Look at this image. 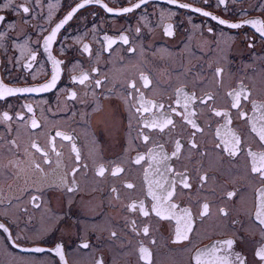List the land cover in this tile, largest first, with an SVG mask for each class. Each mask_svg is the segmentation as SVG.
<instances>
[{
	"label": "flooded vegetation",
	"instance_id": "flooded-vegetation-1",
	"mask_svg": "<svg viewBox=\"0 0 264 264\" xmlns=\"http://www.w3.org/2000/svg\"><path fill=\"white\" fill-rule=\"evenodd\" d=\"M83 2L0 0V15L5 17L0 22L3 85L41 87L58 73L50 90L0 100V223L9 230L0 229V264H97L100 260L103 264H196L198 252L228 240L234 241L233 256L238 253L245 264H264L256 255L264 246V226L255 219L262 211L258 192L264 181L251 172L246 151L264 153V143L252 131L253 123L258 130L264 126L259 119L264 109L256 111L242 101L248 119H240L228 95L243 86L251 92L250 100L264 101V36L247 23L264 22V0H227L226 6L219 0H178L189 8L149 0L122 15L101 5L119 11L137 0H93L72 15L46 49L45 38ZM18 5L30 12L24 14ZM192 8L242 27L221 25ZM169 25L171 36L165 31ZM217 68L223 69L219 78ZM85 74L88 79L80 84ZM142 77L149 81L147 87ZM71 92L75 99L68 98ZM192 94L195 102L187 101ZM208 94L214 99L200 103ZM149 102L162 107L136 111ZM185 103L201 131L172 111L186 117ZM213 109L230 112L231 124L215 116ZM4 113L12 119L5 121ZM166 118L174 121V127L163 132L143 127ZM228 132L237 134L245 149L236 157L223 151ZM33 143L43 148L51 163H44ZM139 155L146 159L136 164ZM116 168L123 171L113 175ZM182 180L190 187H184ZM157 181L174 191L172 201L180 206L177 213L191 212L189 241L173 242L175 220L160 219L154 212L142 215L141 202L149 211L155 203L148 194L149 184L157 195L162 191ZM129 183L134 187L127 188ZM69 186L75 190L68 192ZM229 192L236 195L229 198ZM33 195L39 198V208L31 203ZM133 203L135 211L129 210ZM205 203L208 215L201 217ZM9 233L20 247L13 246ZM85 243L88 248L82 247ZM57 245H63L64 261L51 251ZM36 247L45 251L24 250ZM142 247L150 253L148 259L142 258ZM200 264H216V259L204 255Z\"/></svg>",
	"mask_w": 264,
	"mask_h": 264
},
{
	"label": "snow or ice",
	"instance_id": "snow-or-ice-1",
	"mask_svg": "<svg viewBox=\"0 0 264 264\" xmlns=\"http://www.w3.org/2000/svg\"><path fill=\"white\" fill-rule=\"evenodd\" d=\"M12 0H9V3H11ZM93 0H84L83 3H80L78 5V7L76 9H73L66 17L64 20H62L59 24H57L56 28L51 32V34L49 36H47L44 40V46L47 49L51 43L53 42V40L55 39L57 32H59L60 28L63 27V25L65 23H67L68 20H70L72 18V15H74V13L76 11L79 10V8H83L85 7L86 4L88 3H92ZM96 3H100L101 0H95ZM149 0H137V3H135L132 7H128V8H124L122 10H114L112 8H109L106 4H102L101 6L105 8V10L109 13H113L115 15H122L125 13H129L134 11L137 8H140L142 4H146L148 3ZM169 3L176 5L177 7L180 8H189L190 6L187 4H181L178 3V0H168ZM205 2H207V0H205ZM219 4L221 5H225L227 4V0H219ZM18 9H22V12L24 14H28L30 12L29 7L25 6V5H18L17 6ZM194 12H198L203 16L206 17H211L212 20L217 21L219 24L221 25H226L229 28H240L242 27L241 24H237V23H228L227 21L220 19L219 17L212 15L210 12L207 11H203L202 9L199 8H192L191 9ZM5 20V17L3 15H0V22H3ZM247 23H251L252 26L254 28H256L257 32L260 33L261 36H264V22L261 21H249ZM259 25V26H257ZM137 32L140 31L139 28H137L136 30ZM167 35L171 36L172 30H171V26L169 25L168 28L165 29ZM209 31L211 32V29H209ZM123 43L127 44L128 43V38L126 36L121 38ZM113 43V41L109 40V45H111ZM252 45H249V47H251ZM85 51H88L87 46H85ZM134 51V49H133ZM32 60H35V55H32ZM59 63H61L60 61H55L54 60V64L58 65ZM223 74V69L222 68H217L215 70V75L219 78L221 77ZM57 77H58V73L52 76V79L49 83L44 84L41 87H30V88H21V89H14V88H9L5 85H3L2 81H0V100L5 99L7 96H11V95H16L17 93H32V92H41V91H47L50 90L51 88H53L57 82ZM88 79V75L85 74L83 76H81L78 80V82L80 84H83L86 80ZM143 81H144V86L147 87L149 84V81L147 80L146 77H142ZM100 81H97V86H99ZM130 87L135 88L136 85L135 83H132L130 85ZM137 91H139L137 89ZM178 91H182V90H178ZM228 95L230 97H232V103L230 105L231 108L234 109H238V116L240 119H248V115L246 112H244L241 108V104L242 101H248L252 104L253 109L256 111H259L261 109H264V101L261 102H257L255 100H250V96H251V92L244 88L243 86H241L239 91H232L229 92ZM69 99H75L76 98V93L75 92H71L69 94ZM141 100H143V95L141 94ZM214 97L210 94L206 95V97H201L200 98V103L202 104H207L208 101L213 100ZM187 101L190 102H195L196 97L195 94H192L191 96H187L186 97ZM155 107H162V105L158 106L155 105L154 103L149 102L147 105L145 104H141L140 107H138L136 109L137 112H140L141 110H143L144 112L150 111L152 108ZM185 111H187V116L185 117V114L183 112H176L175 109H172V111L176 114L181 116L182 119H185L187 123L191 124L192 128H194L196 131H201L202 129L200 128V126L198 124L195 123V121L192 119L194 112L192 111H188V103H185L183 105ZM28 111L31 112L32 109L31 107L28 108ZM213 114L217 117H224V119L226 120L227 124H231L232 121V116L230 114V112L228 111H221V110H217V109H213ZM3 119L5 121L7 120H11L12 117L9 116L7 113H4ZM19 119H23V116H20ZM260 120H264V115L259 117ZM173 126L174 127V121L171 118H166L164 119L162 122H157L156 120H151L150 122H146L144 123L143 127L145 128H157L159 131L163 132L164 129L168 126ZM32 126L33 127H37L38 125L36 124L35 120H33L32 122ZM252 131L253 132H257L258 136H259V140L261 141V143H264V126H262L259 130L256 128L255 123H253L252 125ZM57 136H61V133H56ZM226 135L228 136V139L224 140V146H223V151L227 152L229 156L231 157H236L238 155H240V153L242 151H245V149H243L241 147V138L235 134V133H231L228 132L226 133ZM63 139L66 140H71L72 137L70 136H63ZM143 140L145 142L148 141V136L145 135L143 136ZM14 143V142H13ZM177 143V152L179 151V148L181 147V145L179 144V141L176 142ZM218 148L221 147L220 144L216 145ZM32 147L37 151L40 152L44 157V163L48 164L51 163V161L47 158V153L44 152L43 148L36 144L33 143ZM192 147L196 148L197 144L196 143H192ZM52 151H56L55 150V146L53 145L52 147ZM247 151V155L250 157L251 159V172L253 174H256L260 180L264 181V153H254L250 148L246 150ZM176 153H174L173 155H175ZM56 155L59 156L60 153L56 152ZM77 159H79V157L77 156ZM146 158L143 155H139L136 157L134 163L139 164L142 160H145ZM34 167L40 171L41 173H43V169L41 168L40 164H35ZM105 169L103 167H101L99 169V174L103 175L104 174ZM123 171V169L120 168H116L115 171L112 173L113 175H116L117 173ZM75 170H73V175H74ZM146 177H147V173H146ZM14 178V177H13ZM206 177H201V180H205ZM183 182V186L184 187H190L189 184H187L186 182ZM157 186L160 187L162 189V191L160 192L159 195H157L156 192H154L152 190L151 184H149V188H148V194L151 195L153 201H155V203L152 204L151 210H145L144 209V205L141 202V204L139 205L142 215L147 217L150 215V212H154L155 215L157 217H159L160 219H166V220H175L177 223V227L175 230V239H174V243H181L184 241H189L190 239V234L192 232V228H193V224L194 221L192 220V216H191V212L188 209H181L180 213H177L176 209L179 208L180 206L178 204H176L174 201H172V196L174 195V191L170 190V189H165L164 188V183L157 181ZM127 188L131 189L134 187L133 184L129 183L126 185ZM75 190V188L73 186H69L67 188L68 192H73ZM113 191H115V189H113ZM236 193L235 192H229L228 196L229 198L235 196ZM258 198L260 201V207L261 210L260 212L256 213V221H258V223L261 226H264V189H261L258 192ZM38 197L33 195L31 197V203L33 204L34 207L39 208L40 204L38 202ZM208 208L209 205L208 204H204L203 205V209L202 212L200 213V216H206L208 215ZM137 209V205L135 203L131 204L129 206V210L131 211H135ZM221 213L223 215H228V213L226 211H224V209H220ZM181 221H183V223H181ZM133 223H135L133 221ZM0 229L3 230V232L8 233V228L5 227V225L3 223H0ZM264 230V229H262ZM149 229L147 227H145L143 229V232L145 235L148 234ZM116 233L113 232L112 236H115ZM9 239H12L13 241V246L15 247H20L18 244L15 243V239L12 238L11 233H9L8 236ZM153 243H155V241H152ZM234 244V241L232 240H228L225 241L223 245H220L219 243L212 247L210 250H208L207 252H198V254L194 257L196 264H200L201 261V257L204 255H211L213 257H215L216 259V264H245V260L242 256H240L238 253L235 254L233 256V254L231 253V248ZM83 248H88L89 245L87 243L82 245ZM63 245H57L54 249H51L52 252L55 253V255L59 256L61 261H64V255H63ZM25 251H33V252H44L45 249L41 248V247H36L33 249H24ZM141 253H142V258L143 259H148V257L150 256V253L148 252L147 249L145 248H141L140 249ZM217 252H224L225 254L223 256H216ZM256 255L259 257V259L261 261H264V246H262L260 248V250L256 253ZM66 264V261H65ZM97 264H103V261H97Z\"/></svg>",
	"mask_w": 264,
	"mask_h": 264
}]
</instances>
